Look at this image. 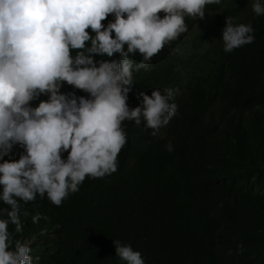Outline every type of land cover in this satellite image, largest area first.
<instances>
[{
	"label": "clouds",
	"instance_id": "1",
	"mask_svg": "<svg viewBox=\"0 0 264 264\" xmlns=\"http://www.w3.org/2000/svg\"><path fill=\"white\" fill-rule=\"evenodd\" d=\"M222 2L0 0V264H40L31 245L17 238L24 205L46 196L60 206L86 178L117 172L128 139L125 121L143 124L150 140L165 137L178 113L174 98L188 95L201 75L190 58L209 55L217 41V29L204 25L210 33L199 47L192 40L201 31L197 22L211 14L207 5ZM251 8V19L226 16L225 53L259 38L254 20L264 17V0H252ZM183 33L189 35L176 51L181 81L141 93L130 107L134 73ZM137 53L139 63L131 58ZM165 149L174 151L171 140ZM41 218L39 212L31 217L33 223ZM113 244L119 264H150L130 243ZM184 258L166 251L160 264H185Z\"/></svg>",
	"mask_w": 264,
	"mask_h": 264
},
{
	"label": "trees",
	"instance_id": "2",
	"mask_svg": "<svg viewBox=\"0 0 264 264\" xmlns=\"http://www.w3.org/2000/svg\"><path fill=\"white\" fill-rule=\"evenodd\" d=\"M251 4L206 6L211 14L197 22L201 31L192 40L201 47L210 33L203 26L210 25L217 41L209 55L190 58L201 75L188 95L174 98L178 113L165 137L150 140L143 124L125 121L117 172L86 178L60 206L46 196L24 205L17 238L40 264H119L113 240L130 243L150 264H160L166 251L185 264H264V17L254 20L260 31L254 43L225 53L220 40L226 16L251 19ZM186 33L134 73L130 107L141 93L181 81L176 51ZM169 140L172 152L165 149ZM37 212L42 218L33 223Z\"/></svg>",
	"mask_w": 264,
	"mask_h": 264
}]
</instances>
